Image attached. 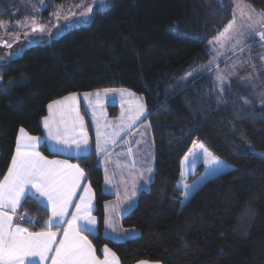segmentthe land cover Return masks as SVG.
Here are the masks:
<instances>
[{
    "label": "trees",
    "instance_id": "16d2710c",
    "mask_svg": "<svg viewBox=\"0 0 264 264\" xmlns=\"http://www.w3.org/2000/svg\"><path fill=\"white\" fill-rule=\"evenodd\" d=\"M42 1L39 19L50 23L49 33L56 10L73 0ZM240 1L264 12V0ZM233 10L232 0H105L92 7L87 21L56 29L47 43L45 34L39 42L3 50L0 178L18 131L42 135L40 121L50 103L75 93L126 89L142 96L154 142L153 179L121 219L138 236L121 242L103 236V205L111 196L103 192L98 158L93 150L85 159L69 158L85 170L95 194L98 233L87 238L97 257L107 247L120 264H264V86L254 90L231 80L217 87L210 72L184 80L209 61V43ZM27 14L18 0H0V22ZM11 32L0 34L7 45L22 38ZM261 63L258 55L249 56L264 83ZM107 111L111 118L117 114L116 106ZM39 148L55 156L44 143ZM205 149L222 165L211 177L217 163H205ZM179 181L192 188L184 204ZM44 209L32 197L22 201L20 223L45 230Z\"/></svg>",
    "mask_w": 264,
    "mask_h": 264
},
{
    "label": "snow or ice",
    "instance_id": "6c2138e0",
    "mask_svg": "<svg viewBox=\"0 0 264 264\" xmlns=\"http://www.w3.org/2000/svg\"><path fill=\"white\" fill-rule=\"evenodd\" d=\"M88 11L91 12L92 9L89 8ZM233 25L234 21L230 22L225 33ZM38 30L42 31L33 27V31ZM225 33H221V36ZM96 95L99 97V93ZM75 101V96H67L62 101L49 104V117L45 118L44 126L47 130V139L51 142L48 145L49 151L55 153L62 148L75 146L77 158L85 159L89 155L88 136L84 130L83 120L76 111ZM144 111L143 105H138L135 115L129 116V121L139 119ZM73 112H76L74 118L71 115ZM121 119L123 120V115ZM101 135L98 126L97 153L107 151L106 147L101 145ZM110 141L111 136H107L104 144ZM39 142L40 138L29 136L21 129L11 166L3 181H0V264H25V260L30 257H37L40 264L49 259L51 264H115L114 254L109 253L107 248L104 249L105 260L98 261L91 242L82 235L90 232L96 224L95 217L91 215L90 187L85 186V195L80 196L79 202L76 203L72 218L65 219L69 205L73 203L72 198L76 195V189L80 187L85 176V170L79 164L48 160L37 150ZM197 147L203 148V145H193V148ZM204 152L205 163L218 162L207 149ZM190 154H193L191 150ZM148 171L151 172L152 169L149 168ZM30 197H35L34 202L37 204L41 199L46 201L44 210L50 214L44 222V231L35 232L19 225L14 226L17 209L22 206V201ZM23 218L21 216V219ZM105 222L108 223L107 220ZM65 224L63 238L54 247L57 231L52 229L59 230ZM53 252L54 254L49 256V253Z\"/></svg>",
    "mask_w": 264,
    "mask_h": 264
},
{
    "label": "crops",
    "instance_id": "0c3cea01",
    "mask_svg": "<svg viewBox=\"0 0 264 264\" xmlns=\"http://www.w3.org/2000/svg\"><path fill=\"white\" fill-rule=\"evenodd\" d=\"M262 33L264 32H261L258 37ZM253 39L256 40V38ZM252 40H250V42ZM252 76L253 78H255L253 73ZM255 80L257 79L255 78ZM105 90L106 89L92 92L75 93L67 96L76 97V111H78L80 118H82L83 120L84 130L86 131L88 136L89 143L87 151L88 153L92 150L95 152L98 158L97 164L102 170L103 192L106 195L111 196V198L104 202L103 205L104 225L102 234L109 240L121 242L129 238H134L139 234L138 231L134 228H123V226L121 225V219L136 205L139 192L146 189L152 181L153 172L155 170L152 159V126L146 119V108H144V114L140 116L139 119L129 121V116L135 115L136 106L140 105L139 100L134 95H131L133 92L131 93V91L126 89H108L113 90L108 92H106ZM97 93H99V97H97ZM65 97L60 98L56 101H62ZM54 102L50 104H53ZM108 103L113 104L109 105ZM108 106H116L117 114L115 117H109L107 111ZM93 113H95V115ZM71 115L74 118L76 112H73ZM122 115L123 120L121 119ZM46 117H49L48 106L46 115L40 121L42 129L41 136L30 135L24 130L29 136L40 138V142L37 145V150L41 153V155H44L39 148L41 144L44 143L48 151V145L51 144V142L47 139V130L44 126V120ZM57 119H59V117H57ZM119 120H122V122H120ZM112 124H118L119 126L114 129L112 127ZM98 126L99 131L102 134L101 145L102 147H106L107 149V151H101L99 153H97L96 148ZM116 133H118V135H114ZM77 135H79V132H77ZM18 136H20V130L18 131L16 142ZM107 136H111V141L114 142L110 141L105 145L104 140ZM15 152L16 145L13 156L15 155ZM49 152L55 156L48 157L44 155L48 160L67 161L71 164H77L69 160V158L77 157V150L75 149V146H72L70 148H62L60 151H57L55 153L51 151ZM149 168L152 169L151 172L148 171ZM7 172L5 175H7ZM4 176L0 178V181H3ZM85 186L90 187L91 189V215L96 219V224L92 228V230L87 233H82V235H85L87 238V234L95 235L98 233V220L94 215L95 194L89 183L86 181V174L81 180L80 187L76 189V195H74L72 198L73 203L69 205L68 213L65 219L70 220L72 218L71 214L76 210V203L79 202L80 196L85 195ZM32 198L35 200V197ZM39 204L45 207L46 201H43L41 199L39 201ZM49 214L50 213H48V216ZM106 220L108 221V223L105 222ZM15 225L26 228L20 223L19 208L17 209L16 216H14V226ZM63 227H66V224L63 225L59 230L56 228L52 229L53 231H57V237L54 242V247L55 245H58L60 240L63 238ZM105 248L107 247L101 248V258H98L96 252H94L95 257L98 261L102 262L105 260ZM93 249L95 250L94 246ZM108 250L109 253L114 254L110 249ZM52 254H54V252L49 253V256H51ZM114 257L115 264H120L115 254ZM109 259H111V257H109ZM25 264H40V262L37 257H30L25 260ZM44 264H51V260L49 259L45 261ZM136 264L159 263L139 262Z\"/></svg>",
    "mask_w": 264,
    "mask_h": 264
},
{
    "label": "rangeland",
    "instance_id": "374dc122",
    "mask_svg": "<svg viewBox=\"0 0 264 264\" xmlns=\"http://www.w3.org/2000/svg\"><path fill=\"white\" fill-rule=\"evenodd\" d=\"M20 4L28 7L29 14L23 17L17 18L14 22H0V34L8 30H14L11 34L29 37L34 41H41L45 34L48 35V27L50 23H42L39 19V14L43 9L42 0H18ZM105 0H73L70 4L65 7L58 8L56 10V18L53 20V32L55 35V30L59 29L61 32L66 30L65 23H69L73 20H83L87 21L90 18L91 12L88 11L89 8L95 4H101ZM234 4L233 17L230 22L234 21V25L225 33L226 27L221 33H225L221 36V33L214 37L209 43V61L195 69L190 71L185 75L184 80L190 78L191 76L207 73L213 77V80L217 87H222L228 84L231 80L239 82L241 85L250 87L252 89L262 88L264 83H259L255 80V75L253 78V70L249 65V56L253 53L260 57L263 63L264 57L262 56V51H264L262 46L258 49H249V44H257L255 39L261 32H264V12H255L250 6L243 3L240 0H232ZM56 25L54 26V23ZM45 24V25H44ZM44 25L43 28L40 26ZM33 27L42 29V31H33ZM50 33V32H49ZM20 38V39H22ZM219 38V39H217ZM253 39V40H252ZM18 40V39H16ZM250 40H252L250 42ZM14 42V41H13ZM11 44V43H10ZM261 45V44H258ZM261 63V64H262ZM264 68V63L262 64ZM222 78V79H220ZM264 90V87H263ZM132 93V92H131ZM264 93V92H263ZM143 105V99L141 95L132 93ZM109 105L113 103H108ZM145 108V107H144ZM137 109V106H136ZM122 122V120H119ZM119 125L112 124V127L116 129ZM119 129V128H118ZM153 149V166H154V143L152 140ZM222 169V165L217 163L212 170L208 173V177H211L217 171ZM154 176V172H153ZM153 179V177H152ZM187 186V187H186ZM178 187L182 190L181 203L184 204L188 199V196L192 192V188L187 185L184 181H179ZM148 188V187H147ZM146 188V189H147ZM139 233V232H138Z\"/></svg>",
    "mask_w": 264,
    "mask_h": 264
},
{
    "label": "water",
    "instance_id": "95a60500",
    "mask_svg": "<svg viewBox=\"0 0 264 264\" xmlns=\"http://www.w3.org/2000/svg\"><path fill=\"white\" fill-rule=\"evenodd\" d=\"M71 22L67 23L66 25L67 26H70L71 25ZM77 22L80 23V20H77ZM55 25H56V22L54 23V26ZM53 30L54 29H51L50 30V33H48L46 43L50 40V37H51V34H52ZM20 42L36 43V41H34L33 39H30V38H22V39L15 40L14 42H12L11 44H9V45L6 46L5 45L6 44V41L3 40V41H0V48H5V49L8 50V49L12 48L13 46H15L16 44H18ZM0 63H1V57H0Z\"/></svg>",
    "mask_w": 264,
    "mask_h": 264
},
{
    "label": "built area",
    "instance_id": "2783aa9c",
    "mask_svg": "<svg viewBox=\"0 0 264 264\" xmlns=\"http://www.w3.org/2000/svg\"><path fill=\"white\" fill-rule=\"evenodd\" d=\"M262 34H264V33H262ZM262 34H261L259 37L256 38L255 42H256L257 44H261V46H262L263 49H264V38H262Z\"/></svg>",
    "mask_w": 264,
    "mask_h": 264
},
{
    "label": "flooded vegetation",
    "instance_id": "af4514ba",
    "mask_svg": "<svg viewBox=\"0 0 264 264\" xmlns=\"http://www.w3.org/2000/svg\"><path fill=\"white\" fill-rule=\"evenodd\" d=\"M0 41H3V40L0 39ZM5 45L7 46V44H5ZM5 45H4V46H5ZM3 50H7V49H5V48H0V57H1V54H2V51H3Z\"/></svg>",
    "mask_w": 264,
    "mask_h": 264
}]
</instances>
